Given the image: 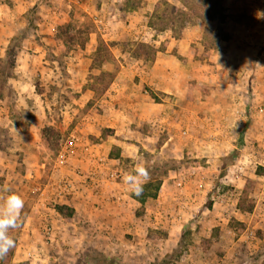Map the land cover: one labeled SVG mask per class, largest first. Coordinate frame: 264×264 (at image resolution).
I'll list each match as a JSON object with an SVG mask.
<instances>
[{"label":"rangeland","instance_id":"obj_1","mask_svg":"<svg viewBox=\"0 0 264 264\" xmlns=\"http://www.w3.org/2000/svg\"><path fill=\"white\" fill-rule=\"evenodd\" d=\"M111 1L103 8L93 0L88 12L67 0H6L17 12L0 26V204L4 189L24 200L9 264H248L255 256L264 263V210L250 217L264 203V0H219L217 20L204 18L203 5L195 11L194 0H133L146 6L138 16L119 6L132 0ZM173 4L184 9L180 18ZM173 21L172 30L154 29ZM182 34L185 52L170 41ZM167 55L183 68L176 85L188 87L186 103L195 99L200 117L189 121L178 108V124L167 126L177 135L163 148L133 134L119 143L102 123L113 113L106 90L118 71L145 76ZM78 151L118 171L106 180L109 194L143 163L145 202L124 184L135 208L98 207L94 190L105 181L91 180L93 160H66ZM74 167L86 201L63 220L53 208L73 203L64 183ZM42 209L47 217L33 230L32 213Z\"/></svg>","mask_w":264,"mask_h":264},{"label":"crops","instance_id":"obj_2","mask_svg":"<svg viewBox=\"0 0 264 264\" xmlns=\"http://www.w3.org/2000/svg\"><path fill=\"white\" fill-rule=\"evenodd\" d=\"M67 1L79 3L80 6L83 7L85 10H87L88 12H90V10L93 9V6L91 4L93 0H67ZM95 1H97V4H100V6H102L103 8L110 7L111 5L115 6V2L111 0H95ZM157 1L158 0H146L145 2H143V4H145L146 2L153 3ZM163 1L170 2L171 0H162V2ZM121 4L122 5L119 4L121 8L124 7V9H126L127 7L129 8V10H132V15L134 16L140 15L142 12H144V8H146L145 5H139L138 2H135L133 0L131 2L129 1L128 3H125L126 5L124 4V2H121ZM173 5L179 6L177 4H173ZM121 8L118 7L116 9L119 10ZM16 12L17 10L14 11V8H10L9 5H7L6 0H0V26L3 27L4 23H6L5 21L7 19L6 14L9 15L8 17L9 20V18L13 16V13L15 15ZM245 12L248 13V9H246ZM206 19L217 20L219 18L217 17L215 19V18L207 17ZM262 19L264 20V13L262 14ZM204 21L200 22V24L203 25L205 23ZM102 22L103 19L98 20V23H102ZM149 27L152 28L151 25H149ZM203 27L205 28L204 29L205 34L206 35L209 34L210 32L208 29L209 27H206L205 25H203ZM173 28H174L173 25L172 26L168 25L167 28L159 31L162 32L167 29L172 30ZM154 29L158 30L156 28V25L154 26ZM19 30L20 28H18L9 39L11 40L14 37V35L17 32H19ZM4 39L5 37H3L0 41H6V39L5 40ZM172 39L174 40H170V41H180L179 44L184 48L183 52H185L188 49L187 47H185L186 42L188 40L186 36H184L183 34L180 36V38L172 37ZM218 41H226V40L220 39ZM8 46L9 43L7 44L6 50ZM1 55L2 54L0 53V56ZM181 56H184V53H182ZM174 59L175 58L172 55L156 57V59L153 60L152 62V70L149 73H146V75L144 74L145 76L139 75V72L133 69H122L118 71V73L115 76V79L112 80L111 82L110 88H108L104 94V100H106V102H109L110 105H112V108L110 109L113 111V113L109 114V117H105L106 115H103L102 117L103 125L106 126L107 128H111L114 132V133L112 132L113 136L110 137L116 136V139L115 138L114 139L122 144L125 143V140L130 138L131 134H133L132 136H142V137L144 136L143 139L145 140V142L148 143L150 142L151 147L154 144H156L155 147H157V143L163 142L164 144L161 146V148H163L166 144L172 142V140L177 135L174 130L169 129L167 126H170L172 128L173 126L178 124L177 119H179L180 114L178 113L179 115L177 116V119L175 117L176 112H178V108H182L185 110L184 112H186V117L188 118L189 121L195 120L196 118L198 119L200 117L198 115L199 109H198L197 101L195 99L189 98V103H191L192 105L189 106V104L187 105L186 103V99L188 98L187 97L188 87H178L179 85H176L175 80L181 77L180 74L183 75V71H182L183 68L182 67L179 68L172 65L173 64L172 61ZM109 99H112V102H110ZM131 125L136 126L134 127L136 129L132 130ZM162 127H164L165 130L166 129L168 130L166 136L167 138L165 137L162 138V135L160 134V131H162L161 129ZM71 157L79 158V159L89 158V160H93L94 163H97V165H94V167H92V170L90 171L91 180H93L94 182L96 181L99 182L101 180L105 181V183L100 184L101 185L99 186L100 190H94V192L96 191L95 193L97 198L102 199V200H98L101 202V204H99L98 207H100V205L116 206L119 209H122V211L123 210L131 211V206H134L135 208L136 206L135 202L137 201L132 197L130 199L126 198V196L123 194L121 190L124 189L122 187L125 186L123 182L121 181L114 182V184H116L118 187L114 192L110 191V194L114 195L116 198L112 197V195L107 193L108 190H106V185L113 184V182L106 181V180H111L112 178L108 176L109 171L101 167L103 163L98 165L99 158L92 157V155L90 156L85 155L82 151H78L74 156L73 154H69L66 157V160H69ZM73 169H75V167ZM76 169L72 171V173H70L69 171L72 180L68 179V181H70L69 183L71 185V189L73 190V194H74L73 203L72 204L69 202H64V203L73 206L75 208V211L81 214V209L82 207H84V203L86 201L84 193H85V189L87 188L85 187L86 185L84 183L78 182L79 180H81L82 176H78L75 174ZM115 172L118 173V171ZM52 188L54 190V186ZM260 202L261 201H258L256 203L255 209L250 215L251 218H254L255 216L257 217L256 212L259 209V205L260 208L264 210V203L260 204ZM40 205H45V201L40 203ZM43 210L44 209H42L37 213L35 212L32 213L34 217L37 219L36 224L35 225L32 224L33 230L40 220L47 217L44 216ZM53 211L56 212L58 216H60L63 220L70 219L61 215L57 211L56 206L53 208ZM263 216H264V212H263ZM241 220L243 221L244 219ZM260 220L264 221V217H261ZM18 258H23L24 260L28 259V257L26 256L20 257V254L16 255V259Z\"/></svg>","mask_w":264,"mask_h":264},{"label":"clouds","instance_id":"obj_3","mask_svg":"<svg viewBox=\"0 0 264 264\" xmlns=\"http://www.w3.org/2000/svg\"><path fill=\"white\" fill-rule=\"evenodd\" d=\"M150 179L148 168L143 163L134 165L132 173L125 172L122 175V182L127 185L131 194L136 197L142 195L144 184ZM7 193L3 197V203L0 204V258L7 255L9 250L15 248V240L9 235V229H15L20 226L21 213L24 208V200L22 197L11 191L4 189Z\"/></svg>","mask_w":264,"mask_h":264},{"label":"trees","instance_id":"obj_4","mask_svg":"<svg viewBox=\"0 0 264 264\" xmlns=\"http://www.w3.org/2000/svg\"><path fill=\"white\" fill-rule=\"evenodd\" d=\"M190 1V0H189ZM189 1H187L186 2V4H188L189 5ZM195 1V3H196V10L195 11H197L198 10V8H199V6H205V8H206V11L205 12H207V15H205V17L204 18H207V17H211V18H219V11L222 9L221 8V6H220V2H219V0H194ZM167 2V1H166ZM184 2H185V0H184ZM183 2V3H184ZM194 9H195V7H194ZM172 11L173 12H175V13H178V15H177V17L178 18H180L183 14V12H184V9H183V7H181V6H176V5H173L172 6ZM202 14H204L203 12H202ZM176 23V21H173L172 23H167V24H164V25H161L160 27H157V25H156V28L158 29V30H163V29H165V28H167V26L168 25H171V24H175ZM153 25V24H152ZM155 26V25H154ZM172 26V25H171ZM10 47V46H9ZM100 52V51H99ZM8 53H10L9 52V50H8ZM111 55L112 54H110L109 56V58H111ZM104 61H106V60H108L107 58L106 59H103ZM52 128L51 127H48V129H46L45 131H46V133H48L49 134V131L51 130ZM44 131V132H45ZM113 132V131H112ZM45 133V134H46ZM159 185H160V183H159ZM2 187H3V182H2V180H1V178H0V193H1V191H2ZM157 188H159V186L157 187ZM154 196H156V194H154ZM140 203H143V202H145V196H142V197H136V196H134ZM241 206V205H240ZM242 210H245V209H247L245 206L243 207V206H241L240 207ZM56 209H57V211L61 214V215H63L64 217H66V218H70V217H72L74 214H75V208L73 207V206H71V205H68V204H66V203H58L57 205H56ZM249 209L251 210L252 208H250L249 207ZM248 209V210H249ZM16 229V228H15ZM15 229H9V232H8V235L12 238V239H14L15 240V243H16V237H17V233H15ZM13 250H14V248L13 249H11V250H9V252L7 253V255L6 256H4L3 258H0V264H9L10 263V261H11V258H12V254H13ZM253 262H249L248 264H256V261H257V256H255L254 258H253V260H252ZM110 264H115V261L114 262H111ZM117 264H120V263H117ZM262 264H264V263H262Z\"/></svg>","mask_w":264,"mask_h":264},{"label":"built area","instance_id":"obj_5","mask_svg":"<svg viewBox=\"0 0 264 264\" xmlns=\"http://www.w3.org/2000/svg\"><path fill=\"white\" fill-rule=\"evenodd\" d=\"M118 176H119V174L117 172H115V171H112V172L109 173V177L118 178ZM64 189L67 190V191H70L71 190L70 183L65 182L64 183ZM59 194H60V192H59Z\"/></svg>","mask_w":264,"mask_h":264}]
</instances>
